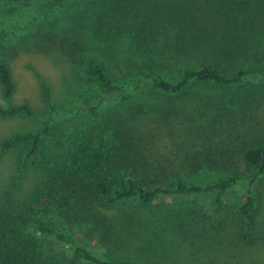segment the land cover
Listing matches in <instances>:
<instances>
[{"label":"rangeland","instance_id":"1","mask_svg":"<svg viewBox=\"0 0 264 264\" xmlns=\"http://www.w3.org/2000/svg\"><path fill=\"white\" fill-rule=\"evenodd\" d=\"M100 1L38 0L13 15L0 13V62L9 67L15 85L8 102L0 87V106L27 102L34 113L32 118H0V143L52 127L42 136L34 160L26 159L25 147L0 151V202L26 212L34 192L53 179L52 162L64 161L75 136L89 137L107 151L111 162L103 173L116 187L126 174L143 187L171 179L203 187L225 172L251 177L242 155L251 146L264 147V91L195 84L182 94H162L143 75L176 79L188 65L262 73L264 34L252 37L237 55L226 51L228 41L220 35L207 50L176 53L163 40H172L179 25L207 20L214 0H164L169 9L162 12L172 19L162 21L167 31L158 37L160 45L145 53L136 48L129 28L135 21H148L144 7L112 19ZM89 61L102 64L114 84L127 88L125 95L104 101L95 117L83 109L101 91L87 76ZM226 162L232 165L222 167ZM55 177V190L62 196L75 189L61 174ZM255 193L259 241L252 246L238 236L242 186L223 197L221 219L215 213V194L158 198L147 206L132 200L110 209L90 200L97 216L76 233V243L116 264H264V179ZM94 230L102 242L100 235H92ZM53 249L73 260L74 246L55 244Z\"/></svg>","mask_w":264,"mask_h":264},{"label":"trees","instance_id":"2","mask_svg":"<svg viewBox=\"0 0 264 264\" xmlns=\"http://www.w3.org/2000/svg\"><path fill=\"white\" fill-rule=\"evenodd\" d=\"M37 1L4 0L0 5V13L13 15ZM63 1L51 0L50 3ZM91 1L95 4V0ZM162 1L164 0H101L100 4L106 8L112 19L124 15L126 10L136 11L144 7L143 14L148 21H135L129 28L134 34L136 48L150 53L160 45L158 37L167 31L162 21L172 19L167 11L162 12L169 9L167 3ZM90 4L93 5L91 2ZM105 17L107 18V14ZM207 18L204 22L179 25L176 36L172 40L164 39L163 44L176 53L189 55L195 50H207L213 37L220 35L228 41V53H242L251 45L252 37L258 38L259 34H264V0H214ZM112 29L119 30V27L114 25ZM86 73L101 90L89 103L83 104V109L95 117L104 101L110 97L125 95L127 88L114 84L103 65L96 61L86 63ZM143 77L154 91L170 95L182 94L195 84L264 91V72L253 73L244 68L227 73L212 66L188 65L179 70L176 79H166L153 72H148ZM0 87L2 98L8 102L14 95L15 85L11 71L4 62H0ZM17 116L32 118L34 113L27 102L9 104L6 108L0 106V118ZM51 129L52 127H46L40 132L30 131L15 135L0 143V151L25 147L26 159L34 160L42 148V136ZM242 160L245 168L252 170L251 177H245L240 172H225L219 180L203 187L181 179H171L156 187H143L134 175L126 174L116 187L103 173L107 163L111 162L107 151L96 146L89 137L75 136L72 149L64 161L52 162L53 179L34 192L26 212L12 211L0 202V264H116L102 260L77 246L76 233L87 229V225L92 223L91 217L97 216V212L92 210V204H88L91 203L90 200H99L110 209L118 203L132 200L147 206L158 198L215 194V213L221 219L224 210L223 197L235 186L245 188L244 201L237 206L241 221L238 236L246 246H252L259 241L256 236L255 188L264 179V147L247 148L243 152ZM134 162L142 163L141 160ZM231 165L226 162L222 167ZM58 174L64 176L67 183L75 186L67 196H62L63 192L55 190V176ZM93 233L96 237L100 235L98 239L102 242L101 233L98 230ZM55 244L74 246L73 260H68L54 251Z\"/></svg>","mask_w":264,"mask_h":264}]
</instances>
